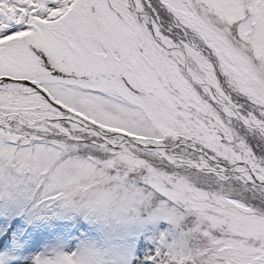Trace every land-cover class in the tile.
Listing matches in <instances>:
<instances>
[{"label": "snow or ice", "instance_id": "1", "mask_svg": "<svg viewBox=\"0 0 264 264\" xmlns=\"http://www.w3.org/2000/svg\"><path fill=\"white\" fill-rule=\"evenodd\" d=\"M0 264H264V0H0Z\"/></svg>", "mask_w": 264, "mask_h": 264}]
</instances>
